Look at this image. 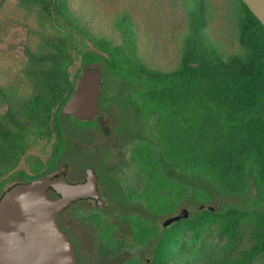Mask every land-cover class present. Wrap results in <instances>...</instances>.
<instances>
[{
	"label": "trees",
	"instance_id": "obj_1",
	"mask_svg": "<svg viewBox=\"0 0 264 264\" xmlns=\"http://www.w3.org/2000/svg\"><path fill=\"white\" fill-rule=\"evenodd\" d=\"M21 1L39 6L53 34L42 35L48 51L26 49L30 60L43 65L40 92L26 105L27 110L10 105L4 113L5 122L0 120V195L12 177L5 175L38 140H53L52 154L43 170L14 172L17 182L47 177L55 167L64 144L62 108L79 78V74L70 78L69 71L79 59L84 69L103 63L104 109L116 100L110 84L124 85V92L117 96L119 106L149 137L148 143L133 145L132 156L146 171L141 195L147 207L169 214L178 207L199 204L195 214L171 223L155 246L153 264H161L163 244L181 222L196 224L212 215L239 218L251 213L264 222V211L256 208L204 209L209 188L229 196L254 191L264 201V115L259 112L264 106V26L241 0L237 17L240 54L227 61L205 55V43L197 29L193 31L195 40H186L179 65L169 71L150 68L136 54L127 52L136 44L128 16L117 24L125 42L121 45L92 36L66 6V0ZM0 94H4L1 88ZM71 119L78 125L89 123ZM162 162L177 170L180 183L162 171ZM191 177L202 183L195 192L183 183ZM138 231L149 236L151 227L144 225Z\"/></svg>",
	"mask_w": 264,
	"mask_h": 264
},
{
	"label": "rangeland",
	"instance_id": "obj_2",
	"mask_svg": "<svg viewBox=\"0 0 264 264\" xmlns=\"http://www.w3.org/2000/svg\"><path fill=\"white\" fill-rule=\"evenodd\" d=\"M66 6L92 36L108 38L121 45L125 42L117 24L123 16H128L134 28L136 44L134 49L129 46L127 52L130 55L136 54L150 68L164 71L175 69L179 65L186 40H195L193 31L197 29L200 30V36L205 43L207 50L204 52L205 55L227 61L241 52L237 40V17L240 8L238 0H66ZM51 34L53 30L41 17L37 4L31 1L0 0V88L4 92L3 95L0 94V120L5 122L4 113L10 105L27 110L26 105L40 92L43 65L30 60L26 49L38 53L48 51L49 46L42 35ZM89 67L99 69L102 77L106 75L103 63ZM83 69L80 60L77 59L70 68V78L75 74L80 75ZM110 86L114 88L111 94L116 95V100L109 101L110 105L104 112L105 117L109 120L110 128L114 129L117 124L122 125L123 132L126 131L122 133L119 143L127 151L128 143L138 139L149 140V137L143 126L133 122V118L124 113L119 106L117 96L124 92L122 88L124 85L113 83ZM259 112L264 115V106L259 108ZM117 117L119 118L114 120ZM62 123L65 148L57 168L69 163L70 173H76L87 163H95L97 166H103L101 168L106 175V182H111L116 174L113 178L129 176L134 186L139 184L133 167L125 164H118L116 172L108 174L112 165L103 164L101 159L102 154L109 156L111 153L109 148L113 145L111 140L104 138L102 134L97 135L95 127L76 125L66 116H62ZM52 142L53 140L50 143L44 139L38 140L17 167L5 175H12L6 187L17 182L18 177L14 172L32 174L34 170H43ZM162 165L167 170H172L164 162ZM118 167H124V175L117 174ZM168 173L182 180L174 171ZM184 183L192 186V191L202 186V183L193 177L184 180ZM208 192L209 201L204 204V209L211 207L216 212L233 206L245 210L256 208L264 211V201L254 191L240 196L221 195L211 188ZM253 201H257L259 205L256 206ZM113 204L111 203L108 210L110 212L106 213L112 221H116L115 216L121 212L136 209L142 212L141 205L131 209L121 208L120 212L114 210ZM198 206L199 204L190 203L187 208L180 207L175 214L186 209L190 217L198 211ZM78 209L82 212L96 210L91 203L86 206L79 205ZM141 214L162 232L163 219L147 217L146 212ZM73 221L82 232L96 231L94 225H88L85 219L73 217ZM167 237L170 240L163 244L161 264H264V222L255 213L239 218L212 215L202 223L196 224L181 222ZM85 247L89 250L92 247V255L88 261L83 258V261L86 260L83 264H122L119 256L110 260L101 255L97 256L94 240L91 244L87 241ZM150 252L149 246L133 249L130 255L140 256L143 260L148 258Z\"/></svg>",
	"mask_w": 264,
	"mask_h": 264
},
{
	"label": "water",
	"instance_id": "obj_3",
	"mask_svg": "<svg viewBox=\"0 0 264 264\" xmlns=\"http://www.w3.org/2000/svg\"><path fill=\"white\" fill-rule=\"evenodd\" d=\"M264 26V0H241ZM103 89L100 71L86 68L76 89L62 108V115L82 121H97L107 132V121L99 115ZM59 197L51 199L47 191ZM93 198L98 204L96 177L90 170L84 183L70 184L63 174L17 182L0 195V264H78L74 248L58 226L59 213L73 201ZM181 210L164 222L187 219Z\"/></svg>",
	"mask_w": 264,
	"mask_h": 264
},
{
	"label": "flooded vegetation",
	"instance_id": "obj_4",
	"mask_svg": "<svg viewBox=\"0 0 264 264\" xmlns=\"http://www.w3.org/2000/svg\"><path fill=\"white\" fill-rule=\"evenodd\" d=\"M103 94V89L101 96ZM101 96L99 101V115L106 119L107 121V132H104L97 121L91 120L86 121L88 124L79 125L82 127H95V133L102 134L104 138L111 140V153L109 156L102 154L103 156V164H111L112 169L108 174H112L116 172V167L118 164H125L126 166L133 167V171L135 173V177L139 178V184L134 186L129 179V176H124L123 178H113L112 181L106 182V175L103 173V166L95 165V163H87L81 170L76 173H70V164L65 163L61 168H57L59 159L62 155V152L65 148V137L63 148L57 158V162L53 170H50L47 177H53L56 175L63 174L66 181L70 184H78L84 183L86 181L87 174L91 170L96 177V188L99 194L98 204L96 199L86 198V199H78L69 204L66 208H64L58 215L57 223L61 231L66 235L70 243L74 248L75 255L78 260V264H83V262L88 261V258L91 259L92 255V247L89 250L86 248L87 241H90V244L94 240L95 250L97 251L96 255L100 257H104L106 259H114L119 256V259L122 261V264H153L155 262V246L160 242L162 237L164 236L166 230L172 225L164 226V222L175 215L174 210L172 213L165 214L164 212H154L147 207L146 199L141 195L144 187L146 185V171L143 168H139L138 163H135L133 160V145L138 142L148 143L149 140L146 139H138L133 140L131 143H128L127 151L123 147L119 141L121 140V135L123 132L122 125H115L114 129L109 127V120L105 117V109L101 105ZM111 116V115H110ZM68 119L72 121L71 118L76 119L73 116H66ZM114 118L115 119H118ZM264 118V116H263ZM82 121V120H78ZM74 122V121H72ZM75 123V122H74ZM78 125L77 123H75ZM64 135V128H63ZM123 142V141H122ZM126 143V140H124ZM100 148V146L98 147ZM52 154V148L48 158ZM102 167V168H101ZM170 167V166H169ZM122 168L117 169V174H125V171ZM162 171L171 179L176 180L177 182H181L179 178L175 175H171L168 171H174V174H178L177 170L172 168V170H167L165 166L161 163ZM57 170V171H55ZM107 174V173H106ZM136 181V180H135ZM184 183V182H183ZM190 188L192 186L188 185ZM193 190V189H192ZM194 192V191H192ZM47 195L51 199H57L59 196L51 189L47 191ZM89 203L95 207V211H85L82 212L78 209L79 205L86 206ZM111 203H114V210L120 211L121 208H129L136 207L138 205L142 206V212L138 211V209L129 212H121L115 217L116 221H112L107 216V212L110 209ZM117 205V206H116ZM120 205V207H118ZM202 205H200V208ZM117 209V210H116ZM71 210V212L69 211ZM146 212L147 217L155 218L158 220H162L163 230L159 232L156 226L152 223V221L146 220L143 218L141 213ZM73 217H77L80 220L85 219L88 225H94L93 228L96 230L92 233H85L80 230L79 227L74 225ZM83 218V219H82ZM144 225H149L151 227V234L148 236L146 232L138 233V230H142ZM80 226V225H79ZM92 228V229H93ZM144 230V229H143ZM123 231V232H122ZM147 234V235H145ZM158 235V237L156 236ZM150 246V254L148 258L141 260L140 256H136L131 254L133 249L138 250L141 248H146ZM123 256V257H121ZM83 258L86 260L83 261Z\"/></svg>",
	"mask_w": 264,
	"mask_h": 264
}]
</instances>
